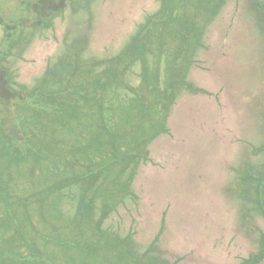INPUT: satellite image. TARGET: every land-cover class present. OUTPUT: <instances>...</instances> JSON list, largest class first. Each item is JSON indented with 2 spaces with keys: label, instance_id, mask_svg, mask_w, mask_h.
<instances>
[{
  "label": "trees",
  "instance_id": "obj_1",
  "mask_svg": "<svg viewBox=\"0 0 264 264\" xmlns=\"http://www.w3.org/2000/svg\"><path fill=\"white\" fill-rule=\"evenodd\" d=\"M230 1L154 0L120 49L101 52V56H95L93 53L99 54L96 51L84 54L90 41L85 21L94 20L95 0H14L20 15L9 20L0 15V264H57L58 250L49 251L48 246L67 250L66 244L76 234L67 230L68 220H62L67 216H63L60 205H72V196L64 198L66 192L71 193L73 186L80 188L74 203L77 210L71 214H76L75 227L79 228L91 219L96 190L104 172L112 168L111 161L121 164L116 177L122 179L125 175L123 183L130 193L122 195L121 201L131 197L134 177L128 173H135L138 165L148 161V145L168 132L166 120L172 105L184 94L207 92L191 79V66L208 26ZM240 1L239 15L250 17L254 13L256 17L239 22L237 16L235 27L246 22L248 25L249 19L256 22L244 33L253 40L251 46L262 52L264 0ZM56 17H66L63 42L56 49L59 54L51 57L31 82L19 81L14 65L34 38L52 28ZM9 59L12 62L8 64ZM262 62L264 59L261 66ZM132 75L137 77L136 83H132ZM260 78L264 80L263 75ZM257 95L253 113L257 114L260 139L253 144L249 141L250 148H241L235 156L237 161L226 164L229 174L221 182L222 196L234 211L232 227L242 230L255 247L237 264H259L264 260V93L262 98ZM128 100H142L152 110L148 118L161 122L141 137L121 144L117 117ZM108 137V143L116 149H108L111 160L103 162L101 157L109 156L104 151ZM37 171L41 179L33 186ZM17 176L29 180L25 187L15 182L17 187L12 188ZM116 205L103 203L94 225L99 230L95 234L98 240L106 234L116 239L106 236L108 242L91 240V244L86 239L85 243L75 240L77 248L85 249L84 256H89L88 248H103L113 257L107 256L102 264H118L121 257L129 256L138 264L178 263L179 258L167 261L163 255V219L152 238L137 247L134 240L130 241V233L125 239L103 228L104 218ZM32 218L37 219V225ZM37 226L44 227L39 230ZM61 228H67V234L60 236ZM171 252L168 257L175 255Z\"/></svg>",
  "mask_w": 264,
  "mask_h": 264
},
{
  "label": "rangeland",
  "instance_id": "obj_2",
  "mask_svg": "<svg viewBox=\"0 0 264 264\" xmlns=\"http://www.w3.org/2000/svg\"><path fill=\"white\" fill-rule=\"evenodd\" d=\"M153 1L95 0L92 5L94 20L85 21L90 41L84 54L96 51L99 54H93L101 56V52H117ZM240 2L233 0L227 3L208 26L201 50L190 70L191 79L207 92L184 94L172 105L166 120L168 132L158 135L148 145V161L138 165L135 173H128L134 177L130 183L131 197L121 201V196L125 197L127 193L123 183L125 175H121L122 179L119 175L116 177L122 166L114 160L96 190L91 219L87 223L82 222L79 228L75 227L76 214H71L77 210L74 203L76 199L78 201L80 188L73 186L71 193L66 192L64 198L69 200L72 196V205H60V211L67 216L62 219L63 222L68 220L70 226L68 229L61 228L58 233L65 235L67 229L76 234L74 238L70 234L72 239L66 244L67 250L48 246L49 251L58 250L57 264H102L107 256L113 257L112 252L103 248H88V258L84 256L85 249L75 246V240L85 243L86 239V243L91 244V240L108 242L106 236L116 239L112 234H106L100 240L97 239L99 236L96 237L98 229L94 227L95 220L106 202L117 205L107 213L102 222L103 228L124 238L130 233V241L134 240L136 247L152 238L163 219L164 231L160 233V240L163 241L161 246L167 261L179 258L177 264H237L250 248L255 249L242 230L232 227L234 211L221 190V182L229 174L226 164L237 161L236 154L241 152V148L249 149V141L253 144L260 139L257 114L253 112L257 94L262 98L264 93V80L260 78V75L264 76V63L260 64L264 59V46L262 52H258L251 46L253 40L244 33L251 23L256 22L249 19L248 25L246 22L235 27L238 18L239 22L248 18L253 21L255 16L254 13L250 17L248 14L240 16ZM13 3L14 0H0L2 19L9 20L20 15V8ZM63 19L56 17L52 28L47 29L42 37L34 38L25 55L16 62L14 70L19 81L31 82L43 72L50 58L59 54L56 49L63 42ZM9 60L8 64L12 62V59ZM136 82L137 77L133 76L132 83ZM150 113L152 110L147 109L142 100H128L117 117L119 143L135 140L148 129L157 128L161 119H149ZM110 140L111 137L106 138L104 151L109 156L101 157L103 162L111 160L112 154L108 149H116L108 143ZM37 174L39 176L38 171L33 177L36 181L33 186L41 179ZM13 181L12 188L17 187L15 182L25 187L29 180L17 176ZM32 219L37 225V219ZM43 227L37 226L39 230ZM40 242L41 237L37 243L40 245ZM170 252L175 255L168 257ZM129 257H121L118 264H138ZM259 264H264V260Z\"/></svg>",
  "mask_w": 264,
  "mask_h": 264
}]
</instances>
